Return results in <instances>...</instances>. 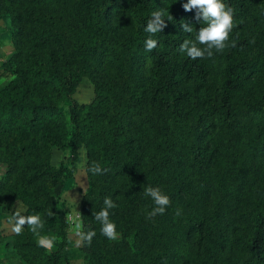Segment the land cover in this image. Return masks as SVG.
<instances>
[{
	"label": "trees",
	"instance_id": "obj_1",
	"mask_svg": "<svg viewBox=\"0 0 264 264\" xmlns=\"http://www.w3.org/2000/svg\"><path fill=\"white\" fill-rule=\"evenodd\" d=\"M186 2L0 0L13 48L0 64V207L39 213L41 235L57 239L43 250L25 226L6 263L71 264L62 197L83 148L80 220L97 232L82 244L85 264H264V0H226L228 46L196 61L178 52L189 38L181 24L200 27ZM157 10L173 19L149 52L144 27ZM84 80L89 104L74 99ZM67 147L54 167L53 152ZM96 163L103 175L86 171ZM146 185L171 199L153 220ZM108 196L115 241L93 218Z\"/></svg>",
	"mask_w": 264,
	"mask_h": 264
},
{
	"label": "clouds",
	"instance_id": "obj_2",
	"mask_svg": "<svg viewBox=\"0 0 264 264\" xmlns=\"http://www.w3.org/2000/svg\"><path fill=\"white\" fill-rule=\"evenodd\" d=\"M179 2V0H178ZM185 12H194V20L200 25L199 30L190 26L188 23H182L181 27L184 33L189 34V38L180 44L178 52L186 55L189 59L196 61L198 59L211 58L214 54L222 52L230 40V34L234 28V9L226 0H187L182 4ZM172 18L168 14L165 19L162 10L153 11L150 19L146 22L144 31L149 33V37L144 41L146 51L151 52L156 49L159 40L153 38L156 33H161L166 27V21ZM81 151H84L83 149ZM86 171L91 175H103L106 169H103L98 163L87 167ZM143 195L150 199L153 206L146 212V219L153 220L157 216H163L171 205L169 195L162 190L160 186L146 185L143 187ZM8 217L6 223L11 225V232L19 236L25 226L37 237V246L51 251L54 248L56 237L41 235L43 220L39 213L26 215L27 208L20 204ZM117 208L116 202L108 196L103 199L100 210L93 214V218L100 225V235L108 240L115 241L118 236V226L110 217ZM49 217L53 215L52 211L48 213ZM176 215H180L177 210ZM75 235L79 238L76 241V247L82 244L91 245L93 238L97 235L95 229L84 230L82 221L75 225Z\"/></svg>",
	"mask_w": 264,
	"mask_h": 264
},
{
	"label": "rangeland",
	"instance_id": "obj_3",
	"mask_svg": "<svg viewBox=\"0 0 264 264\" xmlns=\"http://www.w3.org/2000/svg\"><path fill=\"white\" fill-rule=\"evenodd\" d=\"M0 49L7 52L13 51L11 42H10V29L8 18H3L0 20ZM3 52V51H2ZM3 55H6L5 53ZM94 98L93 86L87 80H84L74 95V99L81 104H89ZM65 114H68L67 106L63 107ZM83 149V148H82ZM81 149V150H82ZM80 150L81 163L79 165L78 171L75 175V185L72 188H68L62 197V207L66 214L69 217V220L72 223L71 228V242L68 250V259L71 264H85L84 257L82 253V245L76 247V241L79 239L75 233V225L80 220V201L83 194L86 192L88 187V180L85 173L86 165V156L85 150ZM70 153L69 147L64 151H54L52 156V165L58 167L62 161H64ZM257 167L260 169L261 173L264 176V149L261 151V154L258 156Z\"/></svg>",
	"mask_w": 264,
	"mask_h": 264
},
{
	"label": "crops",
	"instance_id": "obj_4",
	"mask_svg": "<svg viewBox=\"0 0 264 264\" xmlns=\"http://www.w3.org/2000/svg\"><path fill=\"white\" fill-rule=\"evenodd\" d=\"M4 53L6 55H3ZM11 53L12 51L7 52L5 50L0 49V64L4 62V60ZM2 172H3V168L2 166H0V176L2 175ZM17 204H20V203H15L12 208H6V211H2L0 207V264H5L6 260L11 258L15 254V251L11 246L12 239L15 236V234L11 232V225L7 224L6 221L8 217L11 215V212H13L15 208L18 206ZM71 234L72 233L69 234V238ZM48 236H53V234H50ZM70 241H71V238H70ZM55 243H57V239ZM41 249L45 250L44 248H41ZM6 264H9V263H6Z\"/></svg>",
	"mask_w": 264,
	"mask_h": 264
}]
</instances>
